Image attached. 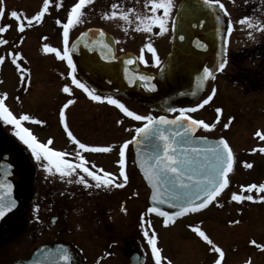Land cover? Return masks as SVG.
<instances>
[{
    "label": "flooded vegetation",
    "instance_id": "af4514ba",
    "mask_svg": "<svg viewBox=\"0 0 264 264\" xmlns=\"http://www.w3.org/2000/svg\"><path fill=\"white\" fill-rule=\"evenodd\" d=\"M70 1L72 3L69 4L68 13L63 19H59V12L55 11L56 16L51 22L56 25V35L26 38L5 35L8 30L0 33V36L9 41L7 45H0V56L4 57L3 63H0V82H5V84H0V98L5 101V106L17 119L28 115L30 120L21 121V126L27 128L38 142L46 144L53 151L66 153L62 159L78 163L79 158L83 156L90 170L102 169L119 178V155L115 154V151L88 152L79 149V146L67 136L59 116L62 105L71 98L74 103L65 110L69 130L78 140L89 146L105 147L106 102L92 101L83 89L77 88L71 82L73 73L67 61L59 59L55 53L50 52L46 55L54 57L61 67H56L53 74L49 70L48 73H42L41 67H34L39 65V62L33 59L27 61L20 48L29 44L30 47L27 49L32 50L31 45L35 41H37L36 43H59L62 48H55L63 54L65 45L61 25L67 21L71 8L79 2V0ZM97 1L98 6L100 5L104 10L101 18L103 21L106 13L117 12V16L112 17L116 21L121 20L123 13H129L126 15L132 19L131 24L128 23L123 33L121 32L126 42L124 46L121 45L119 31L107 29L102 22L92 23L86 29L104 30L115 39L118 55L133 54L142 70L148 73H157L171 51L174 18L180 6L187 0H171V9L166 21L167 30L162 31L158 25H154L151 33L136 30L138 24L141 28L148 26L147 17L152 16L151 5L147 4L146 0ZM188 1L190 2L188 7L190 13L191 10H195L196 0ZM199 1L214 8L220 16L222 52L227 41L228 63L224 72L228 67L229 60L236 57L232 53L234 50L232 36L234 29L230 35L226 30L229 24L234 28L232 15H230L232 0H219V3L224 5L227 15L218 7L216 0H211V3L207 0ZM90 4L82 7L86 17L89 16L87 9ZM114 5L115 7H113ZM156 15L163 16V10H158ZM138 17L143 19L138 21ZM57 21L60 23L58 24ZM16 22L14 26L16 25L17 28ZM2 23L0 22V26L6 25ZM127 28L131 30L129 31ZM27 39L28 41H25ZM74 39L75 37H72L71 41L69 39L68 47ZM148 43H151L155 49L159 64L156 63V58L152 56L151 52L147 51L145 46ZM141 49H145L143 52L144 61L139 59L142 54ZM12 52L21 54L23 60L21 67L26 69V76L22 75L16 64L12 62L10 55ZM6 61H10L11 70L4 68ZM74 74L77 79L90 88L76 71ZM52 75L54 78L50 77ZM66 85L72 89L70 94L62 91ZM96 93L106 97L105 94ZM91 109L95 111V115L92 114V117H94L93 121L95 120L96 127L90 125L93 124L89 116ZM178 114V111L174 112L171 117ZM36 121L41 123H36ZM15 132L14 125L7 124L0 119V166H2L0 169L2 168L3 191L7 199L9 193L12 194L17 205L0 222V264L25 261L30 259L38 249L57 245L71 250L77 256L79 264H155L151 247L143 235L145 228H148L149 235H155L158 241L160 230H169L178 223H182L183 231L193 234L195 238L198 236L194 229L197 228L199 220H193V222L185 220L188 218L191 220L210 208L198 214L171 220L168 224L164 223L165 217L148 212L149 190L134 163L133 151H126L125 171L129 181L124 188H85L83 184L77 182L81 175L89 183L94 182L81 169H76L70 175L61 177L60 173L56 171L55 164H49L47 161L37 162L31 150L15 135ZM49 140L52 141L51 144H48ZM262 141L264 142V140ZM260 148H264V146ZM260 148L251 151H258L261 156H264V152L259 151ZM233 156L232 172L238 165L234 151ZM245 163V161L241 162L243 168H246ZM49 168L51 171L47 170ZM231 174L228 176L229 183ZM69 180L72 182L68 183ZM9 184L11 188H8ZM141 187H143V193L147 194L145 201L139 200L138 197ZM159 245L160 243H157V246ZM91 250L95 255H89ZM183 250L182 255L185 253ZM205 251L208 254L214 252L211 248L205 249ZM161 264H165L162 259ZM211 264H214L213 260Z\"/></svg>",
    "mask_w": 264,
    "mask_h": 264
},
{
    "label": "rangeland",
    "instance_id": "374dc122",
    "mask_svg": "<svg viewBox=\"0 0 264 264\" xmlns=\"http://www.w3.org/2000/svg\"><path fill=\"white\" fill-rule=\"evenodd\" d=\"M96 1L92 0L87 9L89 16L84 15L81 22L69 30L70 41L72 37H76L88 25L102 22L107 29L115 32L119 31L121 45L124 46L126 39L123 38L121 32L123 33L128 23L131 24L132 19L129 15H126L129 13H123L120 21L112 19L110 13H108L110 18H105L104 15L105 20L103 21L101 18L104 10L101 9L100 5L98 6V1ZM70 3H72L70 0H49L48 11L41 22L27 26L24 32L19 35L16 32V25L14 26L16 19L11 17V11L15 10L18 14L32 17L43 9L44 0H0V10H3L0 22L3 21V25H11L5 35L24 36L26 38L42 37L43 35L53 36L57 34L56 25L51 22L53 17L56 16L55 11L59 12V19H63L68 13L67 9ZM230 7L234 27L232 35L234 50L232 53L236 57L229 60L227 69L209 84L201 99L191 107H196L197 110L191 112L190 115L193 119H201L205 123L216 125L214 128L209 129L201 127L198 135L225 138L232 151L235 152L238 165L230 176L231 181L227 192L219 201L208 211L185 221L199 220L197 228L204 231L213 240L214 244L225 252L222 264H249V262L250 264H264V251L250 243V241L255 240L259 244H264V199H261V197H264V193L258 191L243 192V188L250 185V183L257 185L264 183V156H261L258 151H251L264 146V142L257 135L258 133H264V77L257 76L260 85L263 87L260 91H248L240 84V81L246 80L244 75H255L257 70L258 61L254 62L249 55L258 42L264 43V27H262L264 26V0H232V6ZM82 12L85 14V10H82ZM123 17H127V20ZM242 17H250V20L241 24L239 21ZM248 23H251L253 27L249 28ZM127 29L131 30L130 28ZM25 41H28V39ZM36 42L31 45L32 50L27 49L30 47L29 44L20 47L23 57H26L27 61L33 59L39 62V65L37 64L34 67H41L43 69L42 73H48V70L52 74L55 73V68L61 66L57 64L54 57L46 55L50 52H45L44 46L60 47L61 49L62 45L59 43L52 44L51 42ZM243 52L247 54L242 55ZM10 67H12L10 61H6L4 68L11 70ZM50 77L54 78L53 75ZM3 83L5 84L4 81L0 82V84ZM213 88L216 89L213 100L208 105L197 107L211 93ZM116 99H119L126 107L137 112V114L157 115V113L151 112L145 104L144 94L139 98L130 100L125 98ZM217 108L221 109L219 114L216 111ZM105 109V147H111V151L118 154L123 142L132 139L134 129L144 122L134 121L124 116L118 108L108 103H106ZM94 113L95 111L91 109L89 114L91 121H93L92 114ZM94 121L90 125L96 127ZM118 121H123V123H118ZM225 124H228L227 128L224 127ZM129 129H132V131H129ZM126 151H132L131 145ZM243 161L252 163L253 167L250 169L243 168L241 166ZM142 189L143 187L140 188L138 197L139 200L145 201L147 194H144ZM232 194L252 195L254 199L252 201L236 202L231 200ZM237 220L240 222L232 223V221ZM157 238L159 239L157 243H160L157 247L161 250V257L165 264H168L169 261L171 264H211V261H214L218 255L214 252L208 254L205 249L211 248L212 250V247L199 235L195 238L193 234L183 231L182 223L176 224L169 230H160ZM182 250L185 252L183 255ZM89 255L93 256L95 253L91 250Z\"/></svg>",
    "mask_w": 264,
    "mask_h": 264
},
{
    "label": "snow or ice",
    "instance_id": "6c2138e0",
    "mask_svg": "<svg viewBox=\"0 0 264 264\" xmlns=\"http://www.w3.org/2000/svg\"><path fill=\"white\" fill-rule=\"evenodd\" d=\"M92 0H79L75 3V6L71 8L68 15L67 21L62 23L63 29V43L65 47L63 48V54L53 47L48 45L44 46L45 52H52L61 59L66 60L69 68L72 70L71 82L80 89H83L87 93L88 97L95 102H106L110 105L118 108L124 116L131 118L134 121L146 122L143 127H136L134 129L135 136L129 139L120 146L119 148V178L114 176L112 173L104 171L102 169L95 170L87 166V161L84 157L79 158L78 163H73L68 159H62L66 156V153L61 151H53L46 144L37 141L36 137L25 127L21 126V121H29L30 117L28 115H23L19 119L13 115L8 107L5 106V101L0 98V119L5 123L14 125L16 132L15 135L31 150L32 155L35 157L37 162L47 161L49 164H55L56 171L60 173L61 177L70 175L76 169H81L83 173L90 177L94 183H89L88 180L81 175L78 183L83 184L85 188H96V189H110V188H124L129 181V177L125 171L126 168V150L129 149L130 145H135L138 149L137 157L140 169L143 171L144 177L148 184L151 186V201L152 206L147 209L148 212L156 213L161 217H165L164 223L168 224L173 216L179 217L185 213L197 212L200 209L205 208L209 203L214 201L217 196L221 193L223 189L228 186V173L233 170V151L230 148L228 142L224 138L220 139H209L206 136H195L193 133L197 128H214L216 125L205 123L201 119H193L191 116L186 115L189 112H195L196 107L193 108H169V112H179L173 119H169L166 115H161L155 117L152 115L137 114V112L130 110L125 106L119 99L113 98L111 96H103L97 94L95 90L88 88L75 76V66L72 62V56L70 55L69 44V30L74 27V25L81 22L84 13L82 12V7ZM211 3V0H207ZM147 4L151 5L152 16L147 17L149 21L148 26L141 28L139 24L137 25V31H145L151 33L153 31V26L158 25L162 31H166V21L169 17V12L171 9V0H146ZM218 7L224 11L227 15L226 10H224V5L216 0ZM115 7V5L113 6ZM49 8V0H44L43 9L37 13L35 16L27 17L18 14L17 11H11V17L15 18L17 21V29L19 32H24L27 26L33 25L34 23L41 22L42 18ZM163 10V16H157L158 10ZM3 16V10H0V17ZM117 12L113 11L110 17H116ZM106 13L105 18H110ZM127 20V17H123ZM138 21L143 19L138 17ZM217 20H220V16H217ZM250 20V17H242L239 23L244 24ZM59 24L60 21H57ZM11 25L0 26V33H4L10 28ZM248 27L251 28L253 25L248 23ZM264 27V26H262ZM227 33L230 35L233 28L229 24L227 26ZM84 35H87L85 33ZM100 36H104V32H100ZM183 39V37H181ZM9 41L2 36H0V45H7ZM79 43V41H77ZM102 48L107 49L111 53V48L103 40L99 41ZM197 48L207 49L208 45L202 41H194ZM87 46V45H86ZM147 51L151 52L152 56L156 58V63L159 64V58L156 57V51L152 47L151 43L146 46ZM145 49H141V55L139 59L144 61ZM11 60L16 64L17 69L22 75H27L26 69L21 67L23 63L21 54L18 52H12ZM114 58V57H113ZM4 57L0 56V63H3ZM133 60L129 59L127 63L129 65L133 64ZM146 63V61H145ZM228 63L227 60V41L223 47V52L219 64L217 65L220 71H223ZM204 78L214 79V72L209 68H204ZM141 81L145 87H150L153 91L155 90V85L150 84L153 79L149 75H138L136 77ZM129 83H135V80H130ZM62 91L66 94H70L72 89L69 86H64ZM216 89H212L211 93L203 99L202 103L197 105V107H203L208 105L210 101L213 100L215 96ZM74 101L69 98L66 103L62 105L59 116L60 121L63 124L64 130L67 136L79 146V149L88 152H110L111 147H101V146H89L86 143L78 140L69 130V125L66 122L65 110L72 105ZM217 113L221 112V109H216ZM231 120V118H230ZM230 122V121H229ZM36 123H41L36 121ZM118 123H123V121H118ZM225 128L228 124L224 125ZM132 131V129H129ZM261 140H264V133L257 134ZM150 138H155L159 141L152 152V155L148 160L143 158L139 147L144 140ZM52 141L49 140L48 144ZM260 152H264V148L259 149ZM42 163V167H43ZM246 168H252L251 163H245ZM2 167V166H0ZM51 171V169H47ZM72 181L69 180L68 183ZM11 188V185H7ZM253 191H258L264 193V183L259 185L253 183L243 188V192L252 193ZM254 198L252 195L244 194H232L231 200L236 202H243L245 200L252 201ZM264 199V197H261ZM167 205L172 211L162 210V206ZM16 201L11 198L9 193V198L5 199L3 195H0V218H3L5 214L12 211L16 207ZM223 206V205H219ZM126 211V209H125ZM55 222V221H54ZM240 221H232V223H239ZM195 232L198 233L208 245L212 247V250L217 253V258L214 260V264H222L225 252L218 246H216L212 239L200 228H195ZM143 235L147 240L148 245L151 247V252L154 257L155 264H161V250L157 247V239L155 235H149V229L145 228L143 230ZM250 243L264 251V244H259L257 241L252 240ZM61 259L64 261H70V255L67 250L61 253ZM168 264H171L169 261ZM250 264V262H249Z\"/></svg>",
    "mask_w": 264,
    "mask_h": 264
},
{
    "label": "water",
    "instance_id": "95a60500",
    "mask_svg": "<svg viewBox=\"0 0 264 264\" xmlns=\"http://www.w3.org/2000/svg\"><path fill=\"white\" fill-rule=\"evenodd\" d=\"M189 4L190 2L187 0L180 6L175 16L171 52L158 73H148L141 70L138 66L137 58L133 54L127 53L117 56L115 39L112 35L99 28L85 30L72 42L69 50L76 73L92 90L98 93L133 99L139 97L142 90L146 94L145 104L152 112L166 115L169 119H173L169 117L173 114V112L168 111L169 108L190 107L197 103L206 91L212 78H204V68L213 70L214 76L221 73L217 67L222 55L221 20H217L218 14L216 10L203 2L196 0L195 10H191L190 13L188 10ZM101 31L104 32L103 37L100 36ZM85 33L87 35H84ZM101 40L110 46L111 53L107 49L102 48L99 43ZM194 41L206 43L208 45L207 49L197 48ZM129 59L134 61L133 64L129 65L127 63ZM140 74L149 75L153 78L150 84L155 85L154 91L150 87H145L141 81L136 79ZM130 80H135V83H129ZM199 129L197 128L193 135L199 136L197 135ZM158 142L155 138L142 141L139 151H141L145 160H148L152 155L153 149ZM132 151L134 153V163L146 187L149 189L148 206L151 207V186L140 169L137 157L138 149L135 145H132ZM225 189L221 191L219 196ZM0 195L5 197L2 168L0 169ZM211 203L197 212L206 209ZM162 210L172 211L167 205L162 206ZM189 213L179 217L173 216L172 219L184 217ZM3 218H0V222ZM65 250L70 255V261L61 259V253ZM13 264L79 263L77 256L71 250L57 245L54 247H42L34 252L30 259L17 261Z\"/></svg>",
    "mask_w": 264,
    "mask_h": 264
},
{
    "label": "trees",
    "instance_id": "16d2710c",
    "mask_svg": "<svg viewBox=\"0 0 264 264\" xmlns=\"http://www.w3.org/2000/svg\"><path fill=\"white\" fill-rule=\"evenodd\" d=\"M246 54V52H243L242 55ZM250 56L252 57L254 62L258 61L256 73L254 72L255 75H244L246 77V80L240 81V84L243 85L248 91H260L263 89V87L260 85V81L257 76L264 77V43L258 42L256 44V47L251 51L249 57Z\"/></svg>",
    "mask_w": 264,
    "mask_h": 264
}]
</instances>
